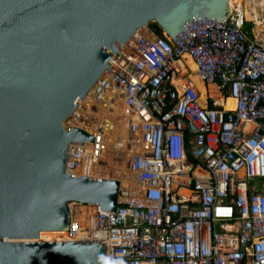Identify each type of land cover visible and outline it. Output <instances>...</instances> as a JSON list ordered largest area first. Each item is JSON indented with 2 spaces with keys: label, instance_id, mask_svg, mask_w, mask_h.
<instances>
[{
  "label": "built area",
  "instance_id": "built-area-1",
  "mask_svg": "<svg viewBox=\"0 0 264 264\" xmlns=\"http://www.w3.org/2000/svg\"><path fill=\"white\" fill-rule=\"evenodd\" d=\"M230 11L222 23L199 18L179 42L146 27L78 101L72 116L122 105L144 192L126 193L116 213L69 203L57 242H106L107 264H264V29L243 5ZM106 130L94 152L71 147L68 173L92 177L78 171L100 158Z\"/></svg>",
  "mask_w": 264,
  "mask_h": 264
},
{
  "label": "water",
  "instance_id": "water-1",
  "mask_svg": "<svg viewBox=\"0 0 264 264\" xmlns=\"http://www.w3.org/2000/svg\"><path fill=\"white\" fill-rule=\"evenodd\" d=\"M231 0H0V264H107L106 242H24L66 231L69 203L114 212L116 179L72 175V146L95 136L68 119L112 56L157 24L179 42Z\"/></svg>",
  "mask_w": 264,
  "mask_h": 264
},
{
  "label": "bare ground",
  "instance_id": "bare-ground-1",
  "mask_svg": "<svg viewBox=\"0 0 264 264\" xmlns=\"http://www.w3.org/2000/svg\"><path fill=\"white\" fill-rule=\"evenodd\" d=\"M238 5H243L244 14L248 20L257 21L259 24L258 31L261 32L264 27L261 25L260 21L264 18V0H231L230 10ZM145 30L142 29L138 34L143 33ZM194 67V66H193ZM195 81L198 85V79L195 77ZM180 82V81H179ZM213 87V88H212ZM209 92L218 101L220 99V94L217 89L212 86ZM204 90L203 94L206 93ZM104 101V100H103ZM103 101L98 102L96 107H90L88 111L79 112L74 115L75 117L82 114L87 121H89L90 126L87 125L80 126L81 128L87 130L93 135H98L100 131L101 124L104 123L107 126V132L104 135L107 143L106 149L101 152L100 158L94 162L92 165H82V168L78 171L79 174H90L94 178H104V179H116L121 182V188L123 192L129 193L132 199H139L142 197L144 192V186L130 171V163L135 153H137L138 148L135 145V140L132 141V146H128L130 140L133 139L128 130L127 118L123 112L122 105L118 102L114 109H110ZM224 106L227 110H232L235 108V100L229 98L225 101ZM72 116V117H74ZM95 126V129L93 127ZM92 152L96 150V147H91ZM121 201L124 197H121ZM40 238L37 240H25L24 242H47L59 240L65 234L61 232H43ZM50 233V234H49ZM53 236V237H52ZM51 238V239H49ZM44 240V241H43Z\"/></svg>",
  "mask_w": 264,
  "mask_h": 264
},
{
  "label": "rangeland",
  "instance_id": "rangeland-1",
  "mask_svg": "<svg viewBox=\"0 0 264 264\" xmlns=\"http://www.w3.org/2000/svg\"><path fill=\"white\" fill-rule=\"evenodd\" d=\"M165 34V33H164ZM202 91H204V90H202ZM79 116H81L82 118H84L85 119V121L86 122H83L82 120H80L79 118H78V116L77 117H73L75 120H76V122L73 120V119H71L70 121H69V123H68V125H73V124H75L76 126H78L79 124H80V126H82V124L83 125H87V127L88 126H90V124H89V121H87V118H85L82 114H79ZM83 128H84V126H82ZM93 129H95V126L93 127ZM111 179H113V178H111ZM42 234H44V233H42ZM41 234V235H42ZM50 234V233H49ZM53 237V236H52ZM49 239H51V238H49ZM54 239H56V238H54ZM53 239V240H54ZM47 241V242H57V240H55V241ZM44 241V240H43ZM38 242H40V241H38ZM45 242V241H44Z\"/></svg>",
  "mask_w": 264,
  "mask_h": 264
},
{
  "label": "trees",
  "instance_id": "trees-1",
  "mask_svg": "<svg viewBox=\"0 0 264 264\" xmlns=\"http://www.w3.org/2000/svg\"><path fill=\"white\" fill-rule=\"evenodd\" d=\"M150 27L160 36H163V31L161 30V28L157 25V24H150ZM250 28V26L248 27ZM228 97V95H227Z\"/></svg>",
  "mask_w": 264,
  "mask_h": 264
},
{
  "label": "crops",
  "instance_id": "crops-1",
  "mask_svg": "<svg viewBox=\"0 0 264 264\" xmlns=\"http://www.w3.org/2000/svg\"><path fill=\"white\" fill-rule=\"evenodd\" d=\"M213 88V87H212ZM211 90V89H210Z\"/></svg>",
  "mask_w": 264,
  "mask_h": 264
}]
</instances>
